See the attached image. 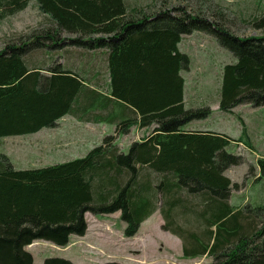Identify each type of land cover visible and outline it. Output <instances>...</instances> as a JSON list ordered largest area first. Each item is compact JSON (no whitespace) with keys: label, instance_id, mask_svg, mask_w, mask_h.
<instances>
[{"label":"trees","instance_id":"obj_1","mask_svg":"<svg viewBox=\"0 0 264 264\" xmlns=\"http://www.w3.org/2000/svg\"><path fill=\"white\" fill-rule=\"evenodd\" d=\"M33 1L45 20L41 30L0 51V138L55 128L65 117L117 120L123 134L153 128L128 150L110 134L86 156L46 167L16 169L1 155L0 264H35L26 248L36 241L67 247L72 236L86 235L87 214L121 213L125 235L134 237L158 211L163 230L182 240L185 258L264 264V202L234 206L239 185L227 176L245 162L229 148H255L243 119L241 138L192 126L212 114L210 105L198 103L195 83L186 85L189 49L205 46L181 47L200 32L236 57L223 68L218 104L229 115L241 105L264 107V37L240 38L201 12H147L128 0H0V23ZM253 25L263 30L264 14ZM68 46L77 51L63 50ZM101 50L105 65L84 67ZM53 54L66 63L52 65ZM258 168L262 180L264 157ZM43 264L75 263L49 258Z\"/></svg>","mask_w":264,"mask_h":264},{"label":"rangeland","instance_id":"obj_2","mask_svg":"<svg viewBox=\"0 0 264 264\" xmlns=\"http://www.w3.org/2000/svg\"><path fill=\"white\" fill-rule=\"evenodd\" d=\"M128 1L143 7L147 12L156 13L173 10L178 7L186 9L191 14L201 12L210 22L225 27L230 34L232 33L240 38L264 37V29L258 30L253 25L255 18L264 14V0ZM145 4L149 7L143 6ZM174 14L179 15V12ZM44 23L45 20L36 8L35 1L31 2L26 10L0 23V51L6 44L20 43V36H29L36 31H40ZM188 37L189 39L186 41L190 42L191 46L195 44V50L200 44L205 46L202 51L198 52H194L192 48L189 49L192 68L186 71L188 87L193 86L195 83L197 89L194 90V95L199 97V104L201 102L211 106L219 104L223 68L226 64L236 61V57L221 47L216 38L211 35L196 32ZM207 104H201V106L203 107ZM230 115L232 116L230 122L235 119L237 123L244 119L251 126L249 129L251 132V144L257 152V154H253L239 149L244 155L245 162L241 166L231 168L227 173L228 177L238 183L239 190H243L247 180L254 175L258 160L264 157V107L256 114L257 124H259L260 120L262 122L260 126L253 124L255 118L253 116L250 117L248 112L243 111V108L238 107L235 113ZM72 122L73 118L67 117L63 122L60 121V124L67 125ZM207 125L212 126L214 129H220L223 125L230 130V125L227 124V121L219 118L218 114L210 116ZM104 130L108 135L113 133V127L109 124L105 128H101V131ZM56 134L54 132V135ZM40 137L42 136L0 138V156L15 153L16 158H23L21 154H17L19 143L33 141ZM48 137H51V133ZM94 142L97 141L79 143L82 151L85 150L82 156H86L94 148L92 145ZM71 145L69 150L74 151L77 149L75 148L78 146L76 143ZM32 147H36V144L33 143ZM229 151L233 154L238 152L235 146L229 148ZM79 154L77 153L75 158H79ZM36 158L38 160L42 158L50 160L44 154H40ZM30 159L32 160L33 158ZM10 160L16 167L25 168L17 165L14 161V156H11ZM31 164L33 166L45 165L43 167H46L48 163H40L38 161ZM251 168L252 170H250ZM261 194H263L262 197H260ZM231 202L234 206L243 207L264 202V178L254 186L237 192L231 197ZM86 220L88 222L86 235L83 237L72 236L67 247H57L42 240L33 243L34 245L28 248L27 251L33 255L34 263L43 264L49 258H64L75 264H105L109 262L120 264H214L211 257L185 258L183 256L182 240L163 230V219L160 211L155 213L152 218L146 220L134 237L125 235L126 224L121 220V213L100 217L87 214ZM258 226L260 229L259 223Z\"/></svg>","mask_w":264,"mask_h":264},{"label":"crops","instance_id":"obj_3","mask_svg":"<svg viewBox=\"0 0 264 264\" xmlns=\"http://www.w3.org/2000/svg\"><path fill=\"white\" fill-rule=\"evenodd\" d=\"M63 36L69 40L76 38V36L72 35V34H65ZM95 37L96 38L102 37V35L95 36ZM104 37H106V36H104ZM186 42H187L186 40L183 41L182 46H181L182 48H184V46H185L184 43H186ZM67 48H68V50L73 51V52L77 51V49H76L77 47H74V46L65 47V48H63V50H65ZM57 54H53L54 56L51 58L52 62H53L52 65H56V64L64 65L66 63L65 59L60 57L59 56L60 54L59 55H57ZM105 54H106V50H101L100 56H97V52H94L93 54H91L92 58L89 59L88 58L89 56L87 58H85L84 67L91 69L95 66L98 68L102 65L104 66L105 65V59H106ZM95 73H98V72L95 71ZM186 85L188 86L187 80H186ZM191 99H192V101H194L193 96H191ZM188 100H189V97H188V94L186 93V96H185V103L186 104L188 103ZM209 107L212 110L211 116L214 114H218L219 118H221L224 121H227V124L230 125V130H228V128L223 126V125L221 126L220 129H214L212 126L209 127L207 125L208 119L193 122L192 126L194 128H200L199 130H201V131H212L215 133L224 134V135H227V136L232 137V138H241L242 137L243 127L240 124V122L236 123L235 119H234V121L230 122V120H231L230 118L232 116L230 114L227 115V114L221 112L219 110L218 104H215L214 106L210 105ZM238 107L243 108V111L248 112L250 117L253 116L255 118V121L253 123L255 126L261 125V123H262L261 120H260L259 124H257V122H256V118H257L256 114H257V112L261 111L262 107L261 108H251L248 105H241ZM237 108H235V110ZM66 118L67 117L63 118L60 121L63 122ZM60 121L58 122V124L55 128H43L42 130H40L39 132H37L35 134L5 138V139H11V138H24V137H30V136L31 137H38L40 135L42 136L40 138L34 139L33 141H25L24 143H19L17 154H21L23 156V158H16L17 156L15 153L6 155L9 158L11 156H14L15 157L14 161L17 163V165L21 166V167H25V168H18L13 164L16 169H26V168H31V167L38 168V167L45 166V165L33 166V164H31L32 162H38V161L40 163H48V164H46L47 166L52 165V164H56V163L68 162L70 160L77 159V158H75V157H77V156H75V155H77V153H80L79 158H81V157H83L82 153L85 150L82 151V147L79 146V143L84 144L87 142L97 141V142H94L92 144L95 147L100 142H102L104 137H106L108 135V134H106L105 130L101 131V128H105L106 125H105V123H100V121L97 122V121L84 120L81 122V120H79V119H73V122L71 124H67V125L60 124ZM243 122L245 124L246 129H247V135L251 141V132L249 131L251 126H249L247 121L244 119H243ZM118 124L119 123L116 120V124L111 125L113 127V133L112 134L116 136V142L119 145V147L122 149H126V150H128L133 143L142 141L141 139L145 136H148L152 132V128H153V127L142 128L139 126H134L129 130V132L127 134H123V133L118 132V130H117ZM54 132H56L57 134L54 135ZM50 133H51V137H48ZM33 143L36 144V147H32ZM74 143H76L78 145L77 147H75L77 149L74 151L69 150V148L72 146L71 144H74ZM96 143H98V144H96ZM236 148L238 151H239V149H243V150H245L244 152L257 154V152L255 150L253 151V150L247 148L246 146H244L243 144L236 146ZM40 154H44L45 156L49 157L50 160L44 159V158L38 160L36 157L39 156ZM30 158H33V159L31 160ZM247 160H249V159L247 158ZM259 178H260V170H259L258 166L256 165L254 175L247 180L246 186H245V188H243V190H245L246 188H249L251 186H254L257 182H261L263 180V179L261 180ZM231 180L234 183H237L233 179H231ZM243 190H239V191L241 192ZM239 191H234L233 195H235ZM260 197H262V196H260ZM163 224H164V222H163ZM33 245L34 244H32L31 246H33ZM31 246L27 247L26 250L28 248H30Z\"/></svg>","mask_w":264,"mask_h":264}]
</instances>
